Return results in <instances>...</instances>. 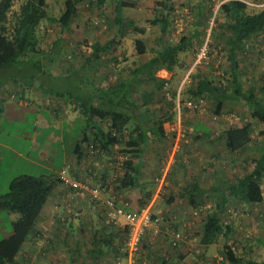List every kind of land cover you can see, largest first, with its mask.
<instances>
[{
	"label": "crops",
	"instance_id": "crops-1",
	"mask_svg": "<svg viewBox=\"0 0 264 264\" xmlns=\"http://www.w3.org/2000/svg\"><path fill=\"white\" fill-rule=\"evenodd\" d=\"M164 1L166 0H107L106 4L102 7H98L95 4V1L84 2L79 6L77 16L73 20L70 28L64 31L62 30V27H60L59 34L57 37H54V41L51 44L52 46L49 47V51L56 50L55 41L61 39V43L57 44V50L59 51L61 47L64 48L63 43L68 40L66 34L68 35V33H70V35L73 36H70L69 39L76 41V45H73L74 47H71L70 49V53L73 55L72 58L74 60L72 64L75 65L71 68L66 67L68 72L77 68H80L82 71H92L94 66L93 62H89V57L92 56V53L97 48L103 47L107 44H110V47L100 54V59H98L97 62L95 61L96 68L99 69V67L103 65L102 58L105 59V64L109 62L108 59L112 58L110 56L111 51L112 54L121 55L118 59L126 54V57H124L125 63L122 64L123 66H117V69L112 67V73L114 74L117 71H126L127 77L125 79L118 80L119 78L115 77L107 87H102L99 83L97 85V83H94L93 81H85L81 78L79 81L71 85V90H57L55 95H57V98L60 100L55 101V103L61 108L66 102L68 103L69 101H72V111H69V107L64 110L65 112L70 113L72 119H75L77 114L85 116L83 114V104H94L102 108H112L115 105L118 108H126L128 110H132V107L130 106L131 104L138 105L140 108L135 110L134 122L142 123L148 128V139L146 140V147L142 154V158L140 160L133 159L136 170L132 173L136 176L138 175V170H141V180L139 182L144 183L145 191H148L146 188L147 184L155 182V179L153 181L154 175L151 173L152 167L159 164V155L168 152L169 149L167 150V146L173 144L175 137L173 133L168 132L166 127L165 134L160 135L157 128L152 124L153 116L149 115L148 109L145 108L144 104L148 102V98L143 91H151L152 89V84H146V79H148L149 76L146 75L137 78L133 76L134 73H138L142 70L143 65L157 55L162 49L163 41L161 35L157 34L155 31L159 26L152 25V21L162 14L158 11V6ZM172 1L175 8L177 3L184 0ZM120 3L132 4V7H126L123 9L122 17L125 29L123 27L122 30L120 29V26L114 23L116 16L115 10ZM85 5H89L88 8H86ZM125 9H129L130 12H126L127 10ZM143 11H146L145 14L147 17L142 15ZM94 19H99L98 22H100V24H105L106 21V25L109 26L108 31L102 33L99 30L91 31L88 20L93 21ZM170 25H172V17L167 34L164 37L165 42H169V39L171 38ZM137 35H140V38H136ZM192 36L193 35L190 34L188 37L192 38ZM193 39L194 38H192V41ZM137 40H142L145 43L146 52L144 55H138L136 48L134 51H130V53L125 51L126 44L133 45V42L135 41L136 45ZM58 46L60 47L58 48ZM195 52H197V49H195L192 42L188 51L180 55V65L177 66L173 72L167 70L157 72L158 77L165 78L169 85V89L170 86L177 83V78L182 76V78H180V85L178 86L179 88L177 92L179 98L181 90L184 89V85H188L187 82L190 81L187 79L189 67L188 62H190V59H193ZM36 53H42V55H44L43 49H40V51ZM127 53L129 55H127ZM127 56L129 57L128 59ZM112 61L116 63L117 59L112 58ZM35 67L37 68L38 73L37 75L31 76L33 82L30 83L29 86L23 81L19 82L18 78L17 80L10 78L4 82L0 81V160L2 161V156L4 153L8 152L15 154L18 158L23 159L32 166L45 169V161L49 160L54 162L57 159L52 155H47L44 149V142L39 147H36V150H34L36 154L31 156L34 146L38 144L39 137L41 136L40 130L46 126H39L40 121L43 122V116L41 114L42 109H37L36 113L33 114L28 111L27 106L29 104L36 106L39 103L46 106L50 103V101L46 102L47 95L45 94V88L42 90L45 86V84H43L45 69L40 66L39 62L36 63ZM2 68H8V66H0V70ZM182 70L186 72L184 76L180 73ZM104 72L111 71L106 70ZM52 76L55 75L52 74ZM109 77L111 78V76ZM38 78L42 79V83L39 84L40 88L34 83ZM60 80L63 79L61 78ZM135 80L138 82L136 87H131V90L125 89L123 83H126L127 81L133 82ZM111 90H113V93L110 92ZM26 91L29 94L30 99L27 98ZM75 94L79 97H76ZM234 105H237V103ZM246 109L247 108H245V110ZM246 112L250 117L249 111L247 110ZM29 115L33 116L29 117ZM56 115H58L57 109H55L52 117L55 120H57ZM136 117L139 119H136ZM249 117L246 120H249ZM87 122L82 133L87 126ZM195 123V126L199 125L197 128L194 127L192 129V132L190 133V141L183 143L176 162L174 163L175 169L173 172H175V176L174 178H169V181L166 183V189L168 188L170 193L167 196L164 192L161 193V195H159L161 202L157 203V201H155L154 205L152 204V212L154 215L157 216L158 213H163L168 221V223H165L161 227V236L158 238L152 237V247L157 245L159 248L163 249L169 247L173 250L178 249V257L180 259H186L184 262L185 264H189L193 259H196V264H209L208 260L211 259V256L216 250H219L221 242L209 246H205L201 243L204 228L202 221L203 216H200V219L194 228L195 232L188 241H176L173 236L172 231L174 229L178 230L183 224L190 222L192 219L191 217L193 216L194 208L191 204V197L188 195L183 196L182 194H185V189L191 190L193 185H195L201 191L195 194V200L197 203L203 204L205 209H209L211 206L214 207V204L218 201L217 193L219 192L220 187H228L231 183L236 184L240 182L243 177L252 173L255 162L262 160L264 164V136H261L260 139L258 136L256 137V135L263 131L264 128L258 127L259 129H256L253 127L251 130L254 139L253 143L242 151H231L226 146V131L230 128L208 127L204 120H201V122L196 121ZM152 133L155 135H152ZM169 133H171V135ZM53 136L54 135H52V137ZM13 137L19 138L20 141L23 139L22 141L24 142L29 140L31 143H34L32 149L25 151L23 148L14 146ZM163 147H165V150ZM69 159L68 166H70V169L74 170V168H77L80 172L82 171V162H86L88 157L83 156L81 159H78L74 149V154ZM84 169L86 170L83 171L85 175L82 176L78 174V171H75V174L77 173L79 178L86 182L91 184L94 183L93 185H96L99 184L104 177L108 180L107 176L96 177L92 166L88 168L84 165ZM61 170H63V168ZM60 171L58 172V175L54 177V179H56V186L52 197L42 212L41 220L39 222L40 229L41 225L46 223V221H48V223H53V221L57 223L56 233L54 232L53 235V238L55 239L52 244L48 246L51 248L54 258L56 259L55 264H114L116 259H118L117 257L115 258V253L113 251L110 252L105 248L103 251L99 252V254H94L92 251V242L95 233L98 232V234H101L103 237L104 234H107L108 236L106 237L109 240L115 239L116 243L119 244L118 242H121L123 237V233H121L123 230L117 227H106L103 224L101 213L98 212L93 205L83 203L76 199L75 195H73L70 200V202H73L72 209H74L75 212L68 213L64 202H67L65 200L66 198L69 199L67 197L69 191L59 181ZM148 171L150 172V175L147 174L149 173ZM148 176L151 177L149 178ZM263 180L264 177L261 183H263ZM106 187L107 188H102L103 192L109 188V186ZM143 188L142 186L132 189L121 188L118 189L114 195L118 201L126 202L131 206L136 207L139 200L144 195V192L142 191ZM105 193L107 196L111 195V192L109 191ZM228 199L230 201L223 207V214L226 217L225 222L228 224L230 223L233 231L234 224L236 225L238 221L245 223L248 227L255 223L257 219L253 218V216L258 213L254 210V205H249L244 201L237 200L233 197ZM235 202L238 203V206H235ZM261 205L263 204H260V206ZM259 210L261 211L262 207ZM262 213L264 214V208L263 211H261V215H263ZM66 225H68L69 228H66ZM172 225L174 229L171 228ZM263 227L264 225L262 224L261 228ZM58 232L61 234H58ZM40 243V240L29 241L24 246L22 252H24L29 245L31 248H34L33 245L37 244L38 247H40ZM150 244L151 243L149 242V245ZM45 247H47L46 244H44V247L42 248L43 252L48 250V248ZM156 257L155 253H152V256L150 257L144 255L145 259H151L149 261L152 264H163L162 262L159 263ZM215 261L218 262L217 259ZM33 263H35V260H33ZM210 263L215 264L213 260H210Z\"/></svg>",
	"mask_w": 264,
	"mask_h": 264
},
{
	"label": "trees",
	"instance_id": "trees-1",
	"mask_svg": "<svg viewBox=\"0 0 264 264\" xmlns=\"http://www.w3.org/2000/svg\"><path fill=\"white\" fill-rule=\"evenodd\" d=\"M14 1L0 0V66L4 67L17 64L22 56L40 51L38 46L42 37L37 32L41 29L43 21L48 18L47 0H27L12 20L10 19V12ZM88 1H95L98 7L104 6L107 2V0H65L61 16L52 22H56L64 31L69 29L77 16L79 6ZM262 2V0H258L253 5L246 0H225L222 2L217 13V29L223 31L219 36L222 37L223 50L228 63V69L224 75L228 74L229 77L222 76L219 79H210L197 72L192 75V79L186 88L187 91H185L194 100L201 98L211 100L213 102L212 108L215 110L227 103H237L247 108L250 114L249 120H245L226 131V146L231 151H242L247 148L253 143L251 130L255 124L264 126V96L260 95L264 93V79H262L263 86L261 90L258 88L247 90L240 80L238 59L239 55L251 47L248 44L249 41L264 35V6L261 7L260 5ZM126 7H132V4L120 3L115 10L114 23L120 26L121 30L124 27L122 13ZM174 10L172 0H166L158 6V11L162 14L152 21V25L160 27L163 41L162 49L143 65L142 70L133 75L136 78L147 75L149 78L146 79V84H152L151 91H143L148 98V102L145 103L144 101V105L153 102V99L157 98V101L163 103H161L162 108L167 106L171 111V113L165 112L168 114L165 119L152 123L160 135L165 134L164 123L174 121L177 117L178 112L173 109L178 94L177 91H172L171 95L174 101H167L166 93L169 91L165 87L166 80L158 77L157 72L161 70L173 72L180 65V55L188 51L192 38L199 36L201 32L199 24L201 22H199L194 37L183 35L174 43L165 42L164 37L167 34ZM55 42L57 46L61 43V39ZM109 47L110 44L97 48L89 57V62H97L100 59V54ZM136 50L138 55L145 54L146 46L142 40L136 41ZM123 84L125 89L131 90L130 88L136 87L138 82L136 80L133 82L127 81ZM180 102L182 106V101ZM130 106L132 110L118 108L115 105L112 108H102L94 104H83V114L87 117L88 122L75 146V154L78 159L83 156L87 157L88 154L85 152L84 145L88 144L98 150V155L95 158L105 155L115 156L117 152L130 158L123 164V168L125 167L127 170L125 171V177L117 180L119 184L116 189L144 187L142 190L144 195L135 208L139 210L148 206L153 197V192L145 191L144 183L139 182L141 180V170H138L136 176L132 173L136 170L133 159L140 160L146 147L148 128L142 123L134 122L135 110L140 107L133 104ZM152 135L155 134L152 133ZM258 136H264V130L259 132ZM109 161L115 162L116 160L109 159ZM263 177L264 164L260 160L255 162L252 173L243 177L240 182L231 183L228 187H220L217 193L218 201L214 204V207L211 206L208 212L203 215L204 228L201 239L203 245L216 244L221 239L227 241L226 244H228L233 229L230 224L225 222L223 207L230 201L228 198L232 197L249 205L263 204L264 192L261 186ZM105 180V177L102 178V188H107L104 184ZM55 186L56 179L54 177L22 175L10 183L8 192L0 194V212L8 211L19 216L12 223V234L0 241V264H21L19 257L26 243L41 238L42 230L39 227V222L45 206L53 195ZM197 192L201 191L193 185L191 190L185 189V194L182 195L191 197L194 210H198L201 214L204 212V205L197 203L195 200ZM154 218H156L155 215ZM121 233L127 236L128 230L124 229ZM106 236L108 235L104 234L103 237L98 232L95 233L92 242L94 254H99L104 248H107L110 252L115 253V258L119 257L120 254L121 257L125 258L126 252L123 253L121 248L125 246L126 242L123 241L121 244H117L115 239L109 240ZM235 249H232L229 245L224 247L225 258L230 264H264V261L245 260ZM163 261L164 264L168 262L167 260ZM114 264H117V259Z\"/></svg>",
	"mask_w": 264,
	"mask_h": 264
},
{
	"label": "rangeland",
	"instance_id": "rangeland-1",
	"mask_svg": "<svg viewBox=\"0 0 264 264\" xmlns=\"http://www.w3.org/2000/svg\"><path fill=\"white\" fill-rule=\"evenodd\" d=\"M26 1L27 0L14 1L10 12V19L13 20L15 18V15H17L20 12L22 5ZM223 1L225 0H184L181 1L183 3L181 2L177 3L175 7V10L172 14V25H170L171 26L170 29L171 38L169 39L170 43L176 42L183 35H187V36H189L190 34L194 35L195 34L194 32L197 29V23L201 22L199 23L201 27V32L199 33V36L197 37L195 36V38L192 41L195 49H197V52H195L193 59H190V62H188L189 63L188 73H187L188 81L189 80L191 81L192 75L197 73L198 71L199 73H202L203 75L207 76L210 79H219V77L222 76L229 77L228 74L224 75L226 74L225 71L228 69V63L226 62V56L223 50L224 47L223 40L222 37L219 36L220 33H222L223 31L222 30L218 31L217 29V23H218L217 13ZM246 1H248L250 4L253 5L256 4L258 0H246ZM262 1L263 2L260 4L261 7L264 6V0ZM64 2L65 0H47L46 11L48 13V18L43 21L41 29L38 30L37 32L42 37L38 48L43 49L44 55H42V53H29L26 56H22L17 64L8 66V68H2L0 70L1 82H4L5 80L10 78H13L14 80L15 79L17 80L18 78L19 82L23 81L24 83H26L27 86H29V84L33 82L31 76L37 75L38 73L37 68L35 67L36 63L39 62L40 66L44 67L45 72L43 76V84H45V86L43 87L42 90H44L45 88L46 90L45 94L47 95L46 102L50 101V103L46 106L43 105L42 103H39L36 106L31 104L27 106L28 111H30V113L33 114L36 113L37 109L38 110L42 109L41 114L43 116L42 119L43 122L40 121L39 126H43V125L46 126L45 128H42L40 130L41 136L39 137L38 144L34 146L31 156L36 154L34 151L36 150V147H39L44 142L45 145L44 149L47 155H52L53 157H56L57 160L54 162L49 160L45 161L44 163L45 169H42L39 167L32 166L30 163H27L23 159L18 158L15 154L8 152L4 153V155L2 156V161L0 160V194H5L6 192H8L10 183L19 176L30 175L35 177L45 176L46 178L55 177L58 175V172L62 168L64 169L68 166L70 160L69 158L72 157L74 154L75 146L79 138L81 137L80 135L87 122V117L82 116V114H77V117L75 119H72L70 113L64 111L65 108L67 107H69L70 112L72 111V101H69L68 103L66 102L60 108L55 103V101L60 100L59 98H57V95H55L57 90L59 91L71 90L70 88L71 85L79 81L81 78H83L85 81H93L94 83H97V85L99 83L102 85V87L103 86L107 87V85L110 84L112 79H114L115 77H118L119 78L118 80H123L127 77L126 71H120V72L117 71L115 74L112 73V67H114V69H117V66L121 67V65L125 63L124 57H126L125 54L120 59H118V57L121 55L112 54V51L110 52L111 54L110 56L114 59H117L116 63L112 61V58H110L108 59L109 62L105 64L104 63L105 59L102 58L103 65L100 66L99 69L96 68V63L93 62L94 69H92V71L89 70L82 71L80 68H77L68 72V69H66V67L71 68L73 67V65H75L72 64L74 60L72 58L73 55H71L70 53V49L71 47H74L73 45H76V41L69 39V37L71 36L70 33H68V35L66 34L68 40L63 43L64 48L61 47V49L58 51L56 46L55 48L56 50L49 51V47L52 46L51 44L54 41L53 40L54 37H57V35L60 32V26L56 22H52V21L55 20V18L57 19L61 16L64 9ZM201 4L202 6L199 7V5ZM88 6L85 5L86 8H88ZM125 10H127L126 12H130L129 9H125ZM145 13L146 11H143L142 15H145V17H147ZM98 21L99 19H94L93 21L88 20L90 30L91 31L99 30L101 33L108 31L109 26L106 25V21L103 20L105 21V24L102 23L100 24V22ZM216 29L217 32L215 33ZM155 31L157 34L161 35L160 34L161 31L159 27H157ZM208 34L210 36V44H211L210 45L211 52H210L209 60L203 62L201 65L192 68L196 62L197 54L202 45V42L207 37ZM139 36L137 35L136 38H140ZM248 44L251 47L247 51L239 55L238 58L239 69H240V80L247 90L253 88H258L259 90H261V87L263 86L262 79H264V35H260L254 40L249 41ZM59 47L60 46H58V48ZM135 48L136 45L134 41L133 45L126 44L125 51L130 53V51H134ZM128 53L127 55H129ZM128 58L129 57L127 56V59ZM106 70L111 72H104ZM51 73L55 76H52ZM180 73L183 74V76L186 74L184 70L180 71ZM109 76H111V78ZM61 78L63 80H60ZM180 78H182V76L177 78L178 79L177 83H175L173 86H170V89L167 88L170 94L172 91L178 92V88H179L178 86L180 85L179 84ZM41 80H42L41 78L40 79L38 78V80H35L34 82L35 85H37L39 88H40L39 84L42 83ZM190 81L187 83H190ZM183 88L184 89L181 88L182 90L180 95V101H182L181 113H180L181 115L179 116L177 113V117L174 121L171 122L166 121L164 123V126L167 128L168 132H171L174 135H175V130L172 129L175 128V125H177L179 121L182 127L188 129V131H190L191 133L192 129L195 127L196 121L201 122V120H204L207 123L206 125L212 128H220V127L231 128L242 123L244 120H246L249 117V115H247L246 112L247 109L245 110V107L242 106L241 104L234 105L235 103H227L226 105L217 107V109L215 110L214 108H212L213 102L207 98H204L206 102L204 111L202 112L192 111L186 108L185 104L188 101L194 99L191 97V95L188 94V92L185 93V91H187L186 90L187 85L186 86L184 85ZM260 95L264 96V93H261ZM26 96L27 98L30 99L27 91H26ZM75 96L79 97L76 94ZM171 97L172 99L169 101H174L172 95ZM161 103H162L161 101L160 102L157 101V98H154L153 102L151 101L150 103L145 105V108L148 109L149 115L153 116L152 123H154V121L158 122L159 120L165 119L168 116V114H166L167 112L171 113V111L168 109L167 106H164V108H162L163 103L162 104ZM55 109L58 110V115H56L57 120L52 118ZM140 110H144V109H140ZM173 110L176 111V100ZM32 116L33 115H29V117ZM136 119L139 118L136 117ZM258 127L264 128L262 124L256 123L254 128L259 129ZM171 133L169 134L171 135ZM52 135L54 136L52 137ZM257 136L258 135H256V137ZM190 138H191V134L188 138V142L190 141ZM258 138L260 139L259 136ZM22 140L20 141L19 138L13 137L14 146L18 148H23L25 151H27L28 149H32L34 143H31L29 140L25 142ZM163 149L165 150V147H163ZM173 149H174V141L172 145L167 146V150H168L167 153L159 155L160 156L159 164L152 167L151 173L154 175L153 180L155 178V182L146 185L148 191L153 192V197L150 202L151 205L152 204L154 205L155 201H157V203L161 202L159 198V195H161V193L164 192L166 196L170 193L168 191L169 189L168 188L166 189V183L167 181H169V178L171 179L174 178L175 176V172H173V170L175 169L174 163L176 162L177 156L181 148L175 154H172ZM116 150L118 151V149ZM121 156L123 155L117 152L115 156L105 155L99 158H90L87 159L86 162H82V166H81L82 171L79 172L77 168L76 169L74 168V170L73 169L70 170L72 173L78 171L79 172L78 174L83 176L85 175L83 171H86L84 169V165H86L88 168H90L91 166L93 167L94 169L93 172L96 174V177L99 176L102 177L104 175L107 176L108 180H105L104 184L108 185L109 188L105 192L109 191L111 192V195L107 196L106 193L103 191L101 192V195L105 199L110 198L115 196L114 193L118 191L116 189V187L119 184L117 180H121L122 177H125V171L127 170V168L125 167L123 168L122 166L120 168H117V166L113 167L109 165V163L111 164L113 162V161H109V159H112L114 161L116 160L115 162H118L120 161ZM78 174L76 173L77 176ZM147 174L150 175V172ZM157 179H164L163 184H160V181L159 180L157 181ZM100 183H102V181ZM261 184H262L261 185L262 189L264 191V180L263 183ZM97 185L98 184L94 186ZM65 200L67 202H64V205L67 208L68 213H72L74 211V209H72L73 202H70V199L67 198ZM83 203H89V202L84 201ZM234 204L235 206H238V203L235 202ZM261 207H262L261 211H263L264 203L261 206L260 205L253 206L254 210L258 213L257 215L253 216V218L257 219L253 225L248 227L247 225H245V223L243 222L241 223V221H238L236 225L233 222L234 231L231 235L232 237L228 240L229 241L228 244H226L227 241L225 242L223 239H221L219 241L221 242L219 250H216V252L211 256L210 260H213L215 264H230L225 258L224 247H226L227 245H229V243H231L229 247L231 248L236 247L235 251L239 255H242V257L245 260L264 261V227L261 228V225L262 224L264 225V214L262 213L263 215H261V211L259 210L261 209ZM132 208L135 209L136 207L132 206ZM98 212L100 211L98 210ZM207 212H208V208L207 209L204 208V212H202L201 215L199 214V216L195 218L191 217L192 219L190 222H195L194 228L196 227L198 220L200 219V216H203ZM18 217H19L18 214L12 212H8V211L0 212V241L9 237L12 234V223L16 221ZM165 223H168L167 219L165 220ZM56 228H57V223H55L54 221L53 223H48V221H46V223H43L41 225L42 237L38 239L41 241V243L39 244L41 245L40 246L41 248L38 247V244L33 245L34 248H31L30 245L27 246V248L24 250V252H22V254L19 257L21 264H55L56 259L54 258L51 248H49L48 246L51 245L55 239L53 238V235L54 232L56 231ZM66 228H69L68 225H66ZM171 228L174 229L173 225ZM183 228H184V224L180 229L178 230L174 229L172 232L183 230ZM194 232L195 229L192 231L191 234L193 235ZM58 234L61 233L58 232ZM125 239L127 240V236L123 235L121 242L118 243L121 244L123 240L125 243L126 242ZM149 242L151 243L150 245ZM44 244H46L47 246L45 248H48L46 252H43L42 250ZM122 248L124 249L122 251L124 253V251L127 250L126 243L125 246ZM152 253H155V255L157 256L156 257L157 261L159 263L160 262L163 263L164 262L163 260H167L168 262L166 261L167 262L166 264H185L184 262L186 261V259L184 260L178 257V253H179L178 249L173 250L171 247L163 249V248H159L157 245L152 247V235H151V230L149 229L146 232L142 241L141 248L138 254L136 255V264H152L149 261L151 259L144 258V255H148L150 257L152 256ZM120 257L121 254L119 257H117L118 264H129L126 257L125 258L124 257L120 258ZM222 258L223 260H221ZM216 259H218V261L220 262H216L215 261ZM33 260H35V263H33ZM210 260H208V262L209 264H212L210 263ZM195 262L196 259H193L192 262H190L189 264H196Z\"/></svg>",
	"mask_w": 264,
	"mask_h": 264
},
{
	"label": "built area",
	"instance_id": "built-area-1",
	"mask_svg": "<svg viewBox=\"0 0 264 264\" xmlns=\"http://www.w3.org/2000/svg\"><path fill=\"white\" fill-rule=\"evenodd\" d=\"M210 36L209 34L203 40L202 45L197 54V59L192 68L201 65L203 62L209 60L210 56ZM165 79V78H164ZM168 83L166 81L165 87L168 88ZM166 99L169 101L172 99L169 92L166 93ZM186 108L192 111L202 112L205 109L206 102L204 98L199 100H190L186 104ZM176 111L178 115L181 114V102L179 94L176 99ZM175 137H174V149L173 153L175 154L181 148L182 143L187 142L190 136V131L182 127L180 121L175 125ZM85 152L88 154V159L95 158L98 155V150H95L93 146L88 144L84 145ZM125 160H128L127 157L121 156L120 161L111 163L110 165L117 168L123 167ZM120 165V166H119ZM160 181V184H163L164 179H157ZM59 181L68 189L69 194L67 197L71 200L72 196L75 195V198L79 201H86L98 209L101 212L103 222L107 226L120 227L122 229H127V240H126V258L129 264H136V255L138 254L143 238L146 232L150 229L152 237L156 238L161 236L162 230L161 226L165 224L166 217L162 213H158L156 218H154V213L152 212V206L141 208L139 210L133 209L129 203L119 202L116 200V197L103 198L101 195L102 183L94 186L82 179H80L75 172H71L70 166H67L59 173ZM108 186V185H106ZM70 196V197H69ZM200 212L198 210H193V216H199ZM195 222H189L184 224V228L181 231H174L173 236L176 241H187L192 235L194 230ZM231 245V243H229ZM235 249V247H232ZM124 250L123 248L121 249ZM223 260V258L221 259ZM218 261V259H217ZM220 262V261H218Z\"/></svg>",
	"mask_w": 264,
	"mask_h": 264
}]
</instances>
